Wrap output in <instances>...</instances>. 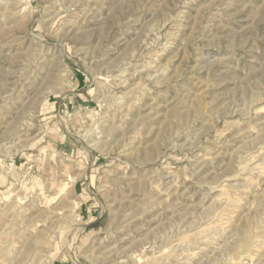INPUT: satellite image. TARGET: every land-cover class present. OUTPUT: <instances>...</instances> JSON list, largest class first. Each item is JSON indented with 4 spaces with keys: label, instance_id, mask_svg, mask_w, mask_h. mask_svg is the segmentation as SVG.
Returning <instances> with one entry per match:
<instances>
[{
    "label": "rangeland",
    "instance_id": "rangeland-1",
    "mask_svg": "<svg viewBox=\"0 0 264 264\" xmlns=\"http://www.w3.org/2000/svg\"><path fill=\"white\" fill-rule=\"evenodd\" d=\"M0 264H264V0H0Z\"/></svg>",
    "mask_w": 264,
    "mask_h": 264
},
{
    "label": "bare ground",
    "instance_id": "bare-ground-1",
    "mask_svg": "<svg viewBox=\"0 0 264 264\" xmlns=\"http://www.w3.org/2000/svg\"><path fill=\"white\" fill-rule=\"evenodd\" d=\"M26 3V5L23 7V9L27 8L29 5H27V2L25 1L24 4Z\"/></svg>",
    "mask_w": 264,
    "mask_h": 264
}]
</instances>
